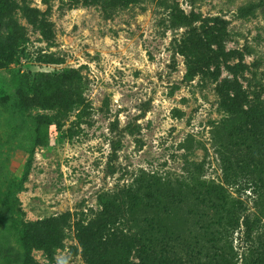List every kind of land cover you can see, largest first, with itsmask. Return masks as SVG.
I'll use <instances>...</instances> for the list:
<instances>
[{
	"label": "rangeland",
	"instance_id": "rangeland-1",
	"mask_svg": "<svg viewBox=\"0 0 264 264\" xmlns=\"http://www.w3.org/2000/svg\"><path fill=\"white\" fill-rule=\"evenodd\" d=\"M181 14L201 38L186 53L207 63L206 75H186ZM0 32L22 49L0 67V264H91L88 241L99 264H163L145 261L150 233L129 240L125 255L95 238L110 202L129 190L175 263L252 261L251 245H264V201L242 176L224 182L221 155L235 166L238 147L257 152L248 169L264 178V0H0ZM70 69L80 81L67 97L57 79ZM40 72L50 81L42 92L33 88ZM234 97L250 117L221 106ZM201 179L258 213L253 239L209 222L195 198ZM66 212L63 246L35 248L31 225ZM119 227L129 237L141 230L131 220ZM196 242L201 253L189 248Z\"/></svg>",
	"mask_w": 264,
	"mask_h": 264
},
{
	"label": "trees",
	"instance_id": "trees-1",
	"mask_svg": "<svg viewBox=\"0 0 264 264\" xmlns=\"http://www.w3.org/2000/svg\"><path fill=\"white\" fill-rule=\"evenodd\" d=\"M179 20L181 26L189 28L187 31L186 38L184 40L183 51L181 54L184 56V63L186 67V75L192 77L195 75H206L207 63H201L196 58L187 55L186 50H190L189 46L199 47L201 38L198 37L195 29L193 28V20L189 19L186 15L181 14L175 16ZM22 49L19 45H15L11 39L7 36H3L0 32V67L11 62L15 57L21 54ZM43 72L38 73L34 76L33 88L36 91L42 92L45 88L50 85L49 77L45 76ZM80 81L79 72L70 69L64 70L57 79L58 86H62L69 97L72 95L71 89L73 85H76ZM221 106L224 109L229 110L233 115L239 117L251 116L252 111L243 110L238 106L236 102V97L229 100H223ZM264 117V114H262ZM215 144H217V149L221 148L223 145L222 140H220L218 135H214ZM220 150V149H219ZM235 166L237 170H234L232 161L227 156L221 155V166L224 176V182L228 184H237L240 182V176L243 177V183L247 188H250L252 193H254L257 200L260 202L264 201V178L261 176H255L249 171L250 166L256 167L259 160V154L257 152L249 151L245 147H238L235 153ZM259 167V166H258ZM194 185L197 188L196 200H198L203 206L210 209L213 214H207L210 219L211 224L223 225V220L227 221L224 223L231 230L228 231L230 236L235 232L236 229L241 230L244 241H249L253 239V233L261 227L262 221L261 217L257 215L256 212H248L245 207L242 206L240 201L231 200L230 195L227 193L226 188L222 183H216L213 181L205 180H195ZM155 182L151 181L148 183V190H151ZM152 192V191H149ZM152 193L147 196L151 197ZM141 198L138 194L129 190L126 195H123L120 199L115 197L109 204L110 216L107 217L103 224L99 227L97 231L94 232L95 238L101 243H107L105 246L111 247L112 250L119 255H125L129 250V240H137L144 233L149 234L145 237V253L147 254L148 260L145 261H161L163 264H177L174 258H170L167 255V250L164 247H159L154 238H152L153 232L150 230H158L159 223L156 221L155 217H146L141 215H136L138 212V206L141 203ZM140 202V203H139ZM258 203V201H256ZM222 213V215L220 214ZM69 218V213H62L57 216H52L45 218L40 221L34 222L29 232L26 234L28 240L31 244L37 248L42 249L47 246L62 247L64 230L63 228L67 225ZM138 222L139 230L136 235L129 237L124 233H120L119 226L127 221ZM143 223V224H142ZM210 223L206 226L210 227ZM218 233V231L216 232ZM215 234V233H214ZM82 236V235H80ZM217 239V237H216ZM199 243L190 244L189 248L193 252L201 253L202 249L199 248ZM92 242H87L84 245L85 251L89 254L91 264H99L98 260L94 256ZM248 256L252 259L249 264H264V245H259L254 247L251 245L249 249ZM216 261H222L223 256L221 254L215 255ZM192 261V260H190ZM153 264V263H147ZM191 264V263H189ZM197 264H202L198 262ZM220 264V263H219Z\"/></svg>",
	"mask_w": 264,
	"mask_h": 264
}]
</instances>
